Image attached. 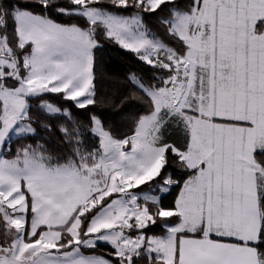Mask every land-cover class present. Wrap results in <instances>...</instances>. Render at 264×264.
<instances>
[{"label": "snow or ice", "instance_id": "1", "mask_svg": "<svg viewBox=\"0 0 264 264\" xmlns=\"http://www.w3.org/2000/svg\"><path fill=\"white\" fill-rule=\"evenodd\" d=\"M0 264H264V0H0Z\"/></svg>", "mask_w": 264, "mask_h": 264}, {"label": "trees", "instance_id": "2", "mask_svg": "<svg viewBox=\"0 0 264 264\" xmlns=\"http://www.w3.org/2000/svg\"><path fill=\"white\" fill-rule=\"evenodd\" d=\"M96 57V72H97V88L102 97H107V101L93 109L95 113L101 116L108 125H123V120H113V114L120 110V100L127 94L126 77L130 73L138 75H150L145 65L140 63L135 55L127 50L120 48L114 43L105 42L104 46L97 50ZM52 99L60 103L58 97L53 96ZM78 118L85 120L89 113L73 110ZM126 131V128H122ZM179 188L176 187L167 196L168 201L174 200L178 194ZM99 251L105 253L109 249L101 245Z\"/></svg>", "mask_w": 264, "mask_h": 264}]
</instances>
